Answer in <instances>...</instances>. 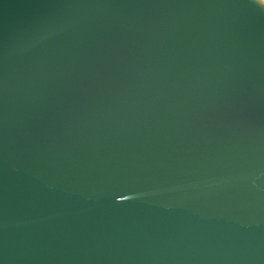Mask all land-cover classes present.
I'll return each mask as SVG.
<instances>
[{
	"label": "water",
	"instance_id": "95a60500",
	"mask_svg": "<svg viewBox=\"0 0 264 264\" xmlns=\"http://www.w3.org/2000/svg\"><path fill=\"white\" fill-rule=\"evenodd\" d=\"M0 264H264V3L0 0Z\"/></svg>",
	"mask_w": 264,
	"mask_h": 264
},
{
	"label": "snow or ice",
	"instance_id": "6c2138e0",
	"mask_svg": "<svg viewBox=\"0 0 264 264\" xmlns=\"http://www.w3.org/2000/svg\"><path fill=\"white\" fill-rule=\"evenodd\" d=\"M262 3H264V0H261Z\"/></svg>",
	"mask_w": 264,
	"mask_h": 264
}]
</instances>
